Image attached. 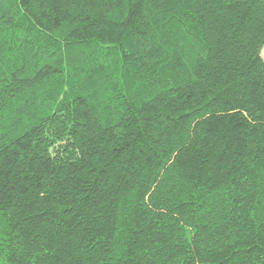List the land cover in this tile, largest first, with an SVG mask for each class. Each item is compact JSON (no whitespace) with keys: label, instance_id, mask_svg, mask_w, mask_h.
Here are the masks:
<instances>
[{"label":"trees","instance_id":"obj_1","mask_svg":"<svg viewBox=\"0 0 264 264\" xmlns=\"http://www.w3.org/2000/svg\"><path fill=\"white\" fill-rule=\"evenodd\" d=\"M264 0H0V264H264Z\"/></svg>","mask_w":264,"mask_h":264},{"label":"rangeland","instance_id":"obj_2","mask_svg":"<svg viewBox=\"0 0 264 264\" xmlns=\"http://www.w3.org/2000/svg\"><path fill=\"white\" fill-rule=\"evenodd\" d=\"M263 56H264V50H263Z\"/></svg>","mask_w":264,"mask_h":264}]
</instances>
